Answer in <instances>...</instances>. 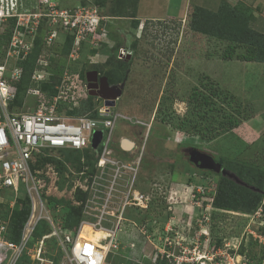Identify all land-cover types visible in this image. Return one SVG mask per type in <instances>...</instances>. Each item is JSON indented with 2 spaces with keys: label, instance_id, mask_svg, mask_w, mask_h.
Here are the masks:
<instances>
[{
  "label": "rangeland",
  "instance_id": "rangeland-1",
  "mask_svg": "<svg viewBox=\"0 0 264 264\" xmlns=\"http://www.w3.org/2000/svg\"><path fill=\"white\" fill-rule=\"evenodd\" d=\"M54 1L60 7L97 6L98 13L105 17L106 35L101 43L90 38L85 39V43L80 42L74 55L76 60L70 62H74L75 67L81 63L86 68L96 67L101 73L118 65L116 73L123 75L128 70L122 94L112 111L149 126L135 186L148 193L151 202L146 210L126 207L124 221L116 234L117 248L109 252L105 264H154L153 257L163 250L171 254L172 263L167 264H206L196 258L205 251L207 242L230 248L229 254L237 260H241V250L259 255L260 247L254 244L251 232L262 229L263 219L256 213L263 214L262 206L249 214L215 209L211 203L219 173L199 168L191 160L192 153L196 159L197 154H207L220 165L223 158L264 170V63L241 61L235 56L223 59L225 42L188 27L194 5L216 11L222 0H125L122 4L106 0L104 6H98L93 0ZM227 1L240 8L250 7L254 15L249 23L251 28L264 33V0ZM24 2L30 6L35 0ZM115 48L130 52V59L114 58L109 51ZM243 51L238 48L235 53ZM47 61L49 65V59ZM111 73L108 76L112 82L116 73ZM206 77L215 86L214 105L221 112L209 107L193 111L187 101L194 86L209 92ZM203 82L207 87H203ZM204 112L208 121L199 118ZM214 116L218 117L217 121L231 119L235 124L229 129H223V125L216 127L217 122H210ZM147 127L118 120L112 134L116 154L122 152L119 146L122 138L140 147ZM210 127H213L211 135L198 133L199 128L201 132H208ZM49 154L65 160L64 154L56 150ZM121 158L130 159V155ZM68 166L70 174L66 177L70 178V184H61L63 179L57 173L49 192L58 199L73 202L74 185L83 181L90 168L83 166L81 170L85 174L79 175L75 166ZM39 169L48 172V164ZM120 183L126 187L123 180ZM19 190H24L22 185ZM118 205L116 201L112 208ZM64 211L65 208L58 205L49 213L57 230L62 229ZM82 219L96 220L89 215H82ZM142 227L146 234L140 232ZM51 230L47 222H39L34 234L37 235L30 239L14 264H69L64 260L57 237L39 236ZM166 238L169 245L165 243ZM41 240L42 251L38 255ZM236 254L241 255L240 258Z\"/></svg>",
  "mask_w": 264,
  "mask_h": 264
},
{
  "label": "built area",
  "instance_id": "built-area-1",
  "mask_svg": "<svg viewBox=\"0 0 264 264\" xmlns=\"http://www.w3.org/2000/svg\"><path fill=\"white\" fill-rule=\"evenodd\" d=\"M104 19L94 4L60 7L54 0H35L29 6L24 0H0V36L6 32V28L9 30L7 39L0 38V195L3 197L0 202L6 201L12 208L19 196L26 195L30 205L18 242L4 237L8 221L0 219V264L15 263L32 238L38 223L43 220L52 230L42 235V238L57 237L58 245L69 264H105L109 252L117 248L116 234L124 221L126 207L130 205L146 210L150 205L151 196L135 186L147 139V123L113 112L112 107L97 96H93L97 102L92 110L74 113L91 95L88 93L86 71L82 76V64L75 67L74 62L70 61L76 60L74 55L80 48V42L85 43L88 38L90 41H102L103 35H106ZM41 26L44 29L43 49L46 54L48 52L49 57L59 52L53 46L59 43L56 39L61 37L60 33L74 36L73 46L67 56L68 63H65L55 86L57 92L49 98L39 88L50 76L47 59L40 57L30 78L33 86L26 91V96L32 98L33 104L27 105L26 99L23 102L25 108L11 107L16 98V83L23 72L19 62L26 59L32 51ZM58 46L61 48L60 44ZM91 111H94V115H91ZM118 120L147 127L140 147H136L132 141L130 150L120 148L122 152L118 151L116 154L112 134ZM97 131L101 132V137L95 148L98 150V158L94 171L86 174L83 181L73 188V192L78 188L87 193L82 205V215L93 216L96 220L90 222L82 219L77 230H57L47 207V196L57 179V172L52 164H48L49 171L45 173L40 167L34 168L37 159L55 150L92 148ZM125 153L130 155V159L121 158H127ZM83 174L85 171L80 170L79 175ZM122 180L125 188L120 183ZM20 185L23 186V191L19 190ZM119 186L123 189H119ZM116 201L119 205L112 208V203ZM80 202L73 200L74 204ZM256 213L263 219L261 225L264 229V215L260 211ZM84 223L104 231L106 236L101 237L99 242L78 241L79 230ZM104 223L112 226H104ZM140 232L146 234L147 231L142 227ZM251 233L253 240L263 250V257L256 264H264V232L258 229ZM146 237L149 240L150 237ZM167 239L165 243L169 245L170 241L167 242ZM42 243L41 240L37 248L38 255L42 251ZM205 247H209V250L205 249L196 259H202L206 264H220L224 260L226 264H248L245 255L236 254L238 258L241 256V260L233 258L229 254L230 248L210 245L209 242ZM170 255L163 250L159 256L172 263ZM153 263L159 264L157 254L153 257Z\"/></svg>",
  "mask_w": 264,
  "mask_h": 264
},
{
  "label": "trees",
  "instance_id": "trees-1",
  "mask_svg": "<svg viewBox=\"0 0 264 264\" xmlns=\"http://www.w3.org/2000/svg\"><path fill=\"white\" fill-rule=\"evenodd\" d=\"M93 1L97 3L98 6H104L106 4V0ZM115 1L118 4H122L125 0ZM111 15L115 16L114 13H111ZM253 19L254 15L250 7L243 6L240 8L237 5L230 4L227 0H222L216 11L209 10L200 5H194L189 15L188 27L194 32L205 36H212L225 42L226 45L222 51L223 59L229 60L235 56L241 61L264 63V33L251 28L249 23ZM8 36L9 30L6 28V32H4L0 38L7 39ZM43 36L44 29L43 26H41L39 28L38 35L34 40L32 51L26 56V59L19 62L23 72L20 80L16 83V98L11 107L25 108L23 102L26 99L28 101L27 105L33 104L34 101H32V98L26 96V91L29 87L33 86L30 78L32 71L37 67V60L40 57L49 59L48 71L50 72V76L48 77V80L43 81L39 85V88L46 94V97L49 98L57 92L55 86L59 81V75L67 61L68 53L73 46L74 36L67 33H60L61 37L59 43L53 46V48H56L55 51L58 52L59 50V52H56L57 54L51 57H49L48 52L46 54L43 49ZM58 44H60L61 48H59ZM238 48H242L244 51L242 53H235ZM81 64L83 76L84 72L90 70L91 68H86L84 63ZM118 67L106 68L105 72H103V74L107 76L109 84H117L124 79V74L120 75V73H116V71L118 72ZM112 71H115L116 77L111 82L109 81L108 75ZM207 77L206 81L209 83V92H205L202 88L194 86L192 92L187 98V101L193 106V111H201L205 107H209L213 111L221 112L214 105V96H217V92L214 88L215 86L210 83L211 80H208L209 78ZM201 84L203 87H207L205 82ZM93 98L95 97L89 96L80 104L78 108L75 109L74 113H84L92 110L97 102V99L95 101ZM91 115H94V111H91ZM199 118L202 121H208L207 114L205 112L200 114ZM217 119V116L211 117L210 122H217L216 127L223 125V129H229L235 124L233 120L231 121V119L224 120L222 118L223 120L219 121H217ZM212 129L213 127H210L208 132H201L199 128L198 133L207 137V135H211L210 133ZM57 152L64 154L65 160L54 158L49 153H46L37 159L34 168L44 166L45 164H52L58 175H60L61 179H63L61 184H64L65 182L70 184V178L66 177V175L70 172L68 164L75 166L77 169L76 171H80L83 166H89V172L94 171V165L98 158L97 149H62L57 150ZM78 154L80 156H78ZM221 161V167L232 173L235 178L221 173L218 174L211 205L215 209L236 211L246 214L252 213L253 211L255 212L260 206H262L264 214V170L252 164L236 160H224L221 158ZM86 196V192L76 188L73 193V199L81 202L79 204H74L72 201L62 200L61 198L58 199L49 195L47 196V207L49 212H53V210L56 209V205L64 207L65 211L62 215L61 227L77 230L82 220V205ZM29 211V199L26 195L19 196L12 208L9 207L8 202H0V219L8 221V229L4 233L5 238L12 242L19 241L21 230L28 217ZM261 230L264 232L263 228ZM35 232L36 229L32 234V238L37 235H34ZM39 236L41 237L42 234ZM254 244H257V242L254 241ZM220 245L221 244H218L216 246ZM260 250L259 255L248 254L249 251L245 252V250H241L239 254L245 255L246 257L248 256V264H256L261 261L263 257V250ZM157 262L159 264H167L166 258H160L159 255H157Z\"/></svg>",
  "mask_w": 264,
  "mask_h": 264
},
{
  "label": "water",
  "instance_id": "water-1",
  "mask_svg": "<svg viewBox=\"0 0 264 264\" xmlns=\"http://www.w3.org/2000/svg\"><path fill=\"white\" fill-rule=\"evenodd\" d=\"M85 78L87 80V88L89 95L100 97L101 99L104 100V103L107 106H111V107L115 106L116 99L119 98V96H121L122 94L124 82H121L119 84H109L106 76H101L99 80H97L96 70L86 71ZM98 81L99 83H97ZM100 137H101V132L97 131L95 133V137L91 144L92 148L97 147ZM120 146L124 150H130L133 146V142L130 141L129 139H122L120 142ZM196 157H198V159L193 158V153H192L191 160L199 168L210 169L215 173H221L229 177H234L232 173L222 168L219 162H215L213 158L208 156L207 154H197Z\"/></svg>",
  "mask_w": 264,
  "mask_h": 264
},
{
  "label": "bare ground",
  "instance_id": "bare-ground-1",
  "mask_svg": "<svg viewBox=\"0 0 264 264\" xmlns=\"http://www.w3.org/2000/svg\"><path fill=\"white\" fill-rule=\"evenodd\" d=\"M106 236V233L98 228L91 226L88 223H84L81 225L79 230L78 241H92L99 242L101 237Z\"/></svg>",
  "mask_w": 264,
  "mask_h": 264
},
{
  "label": "flooded vegetation",
  "instance_id": "flooded-vegetation-1",
  "mask_svg": "<svg viewBox=\"0 0 264 264\" xmlns=\"http://www.w3.org/2000/svg\"><path fill=\"white\" fill-rule=\"evenodd\" d=\"M99 43H101V41H98ZM109 48H113V47H109ZM109 51V50H108ZM109 53L110 54H112L113 55V57L114 58H119L120 60H128V59H130V57H131V53L130 52H123V50L121 51H119V50H117L116 48L115 49H113L112 50V52L111 51H109ZM128 55H129V57H128ZM90 70H96L97 71V80H99V78L101 77V76H105L103 73H101V71L98 69V68H96L95 67V69H90ZM127 73H128V70H126V72L124 73V79L121 81V82H124V85H125V81H126V76H127ZM107 77V76H106ZM108 79V78H107ZM121 82H119V83H121ZM96 83V82H95ZM97 83H99V81L97 82ZM119 83H117V84H119ZM124 85H123V87H124ZM99 89V88H98ZM122 91H123V89H122ZM117 100V99H116Z\"/></svg>",
  "mask_w": 264,
  "mask_h": 264
},
{
  "label": "clouds",
  "instance_id": "clouds-1",
  "mask_svg": "<svg viewBox=\"0 0 264 264\" xmlns=\"http://www.w3.org/2000/svg\"><path fill=\"white\" fill-rule=\"evenodd\" d=\"M88 71V70H87ZM114 107V106H113ZM127 139V138H126ZM130 140V139H129ZM130 141H132V140H130ZM121 142V141H120ZM119 146H120V144H119ZM120 148H121V146H120ZM92 149H95V148H92ZM124 150V149H123Z\"/></svg>",
  "mask_w": 264,
  "mask_h": 264
},
{
  "label": "crops",
  "instance_id": "crops-1",
  "mask_svg": "<svg viewBox=\"0 0 264 264\" xmlns=\"http://www.w3.org/2000/svg\"><path fill=\"white\" fill-rule=\"evenodd\" d=\"M164 13H166V11H165ZM164 13H163V14H164Z\"/></svg>",
  "mask_w": 264,
  "mask_h": 264
}]
</instances>
